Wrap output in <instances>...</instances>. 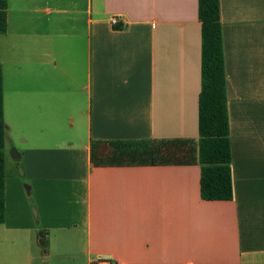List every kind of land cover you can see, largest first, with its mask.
<instances>
[{"label":"crops","instance_id":"0c3cea01","mask_svg":"<svg viewBox=\"0 0 264 264\" xmlns=\"http://www.w3.org/2000/svg\"><path fill=\"white\" fill-rule=\"evenodd\" d=\"M219 1L230 201L200 198L195 164L91 161L94 141L121 160L107 142L197 139V0H7L2 76L11 62L16 105L66 117L67 133L5 157L0 264H40L42 235L84 264H264V0Z\"/></svg>","mask_w":264,"mask_h":264},{"label":"trees","instance_id":"16d2710c","mask_svg":"<svg viewBox=\"0 0 264 264\" xmlns=\"http://www.w3.org/2000/svg\"><path fill=\"white\" fill-rule=\"evenodd\" d=\"M7 0H0V34L6 30ZM200 25V90L197 98V139L129 140L107 142L124 154L100 160L91 144V161L102 165H198L199 194L203 201L233 198L232 155L219 0H197ZM5 124L0 68V224L4 220ZM186 150L185 157L178 154ZM125 159V161H123Z\"/></svg>","mask_w":264,"mask_h":264},{"label":"rangeland","instance_id":"374dc122","mask_svg":"<svg viewBox=\"0 0 264 264\" xmlns=\"http://www.w3.org/2000/svg\"><path fill=\"white\" fill-rule=\"evenodd\" d=\"M3 67V120L5 124V135H4V155L6 157V162H9V153L11 150H15L17 153L22 149L31 148L33 141H44V145H50L55 140L59 141L57 147H65V143L63 141V135L67 132L66 130L67 124L65 123L66 117L53 115L51 116L50 124L46 120L44 116L43 108L38 109L35 108L33 114H26L23 109V102L19 106L14 102L13 97V67L11 62L5 64ZM25 120H29L31 125L26 126ZM46 121V122H45ZM69 127V124H68ZM23 139H28L29 141L23 143ZM17 163L21 164L20 161ZM14 170L8 166H6L7 174H10ZM18 175L23 173V168L20 165L17 167L16 171H14ZM24 179V178H23ZM23 185L30 186L27 183H23ZM31 208V212L34 215ZM43 243V245H41ZM44 235L38 236L35 241L36 249L41 254L42 262L40 264H64L67 263H76V264H84V259H73V258H62L60 256H54L48 250V246L45 244Z\"/></svg>","mask_w":264,"mask_h":264},{"label":"water","instance_id":"95a60500","mask_svg":"<svg viewBox=\"0 0 264 264\" xmlns=\"http://www.w3.org/2000/svg\"><path fill=\"white\" fill-rule=\"evenodd\" d=\"M9 156L13 161H18V159H19V154L15 150H11L9 153ZM23 188L25 189L26 193L29 194L30 188L26 185H24ZM41 245H43V243Z\"/></svg>","mask_w":264,"mask_h":264},{"label":"built area","instance_id":"2783aa9c","mask_svg":"<svg viewBox=\"0 0 264 264\" xmlns=\"http://www.w3.org/2000/svg\"><path fill=\"white\" fill-rule=\"evenodd\" d=\"M109 23H110V25L112 26V27H114V28H118V24H119V18H117V17H111L110 19H109ZM99 264H108L106 261H102V262H100Z\"/></svg>","mask_w":264,"mask_h":264}]
</instances>
